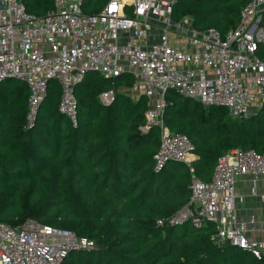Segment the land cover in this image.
<instances>
[{
    "label": "trees",
    "instance_id": "trees-1",
    "mask_svg": "<svg viewBox=\"0 0 264 264\" xmlns=\"http://www.w3.org/2000/svg\"><path fill=\"white\" fill-rule=\"evenodd\" d=\"M110 0H84L82 11L95 15ZM54 0H24L26 12L43 17ZM247 0H178L175 23L190 18L197 32L236 27ZM264 22V13L262 14ZM257 55L264 60V50ZM133 77L104 78L86 72L74 87L77 124L59 111L60 85L48 81L47 95L28 127L27 85L0 82V221L11 226L27 219L73 230L92 239L94 248L70 251L61 264H264L251 251L211 240L213 223L190 220L158 225L189 202L187 164L169 160L154 169L159 146L156 126L143 131L148 100L119 91ZM113 90L109 105L99 96ZM163 113L172 133L194 146L191 165L209 181L219 157L233 149L264 152V106L246 117L224 107L168 91Z\"/></svg>",
    "mask_w": 264,
    "mask_h": 264
},
{
    "label": "built area",
    "instance_id": "built-area-1",
    "mask_svg": "<svg viewBox=\"0 0 264 264\" xmlns=\"http://www.w3.org/2000/svg\"><path fill=\"white\" fill-rule=\"evenodd\" d=\"M84 0H54L43 17L26 12L24 0H0V82L16 79L29 90L28 127L47 95L48 81L60 85L59 111L77 124L75 85L88 71L104 78L133 77L132 89L148 100L146 131L159 129L154 169L169 160L188 165L189 202L158 225L190 220L195 227L213 223L211 240L251 251L264 261V240L247 234V223L236 213V178L252 177V191L264 175V152L233 149L219 157L209 181L191 165L194 146L165 125V95L174 91L204 107H224L232 117H246L264 106V0H247L235 28L224 35L213 28L183 32L174 23L178 0H110L101 12L86 15ZM157 39L148 42L150 31ZM186 40L190 49L173 45L170 34ZM114 91L99 96L109 105ZM92 239L34 219L11 226L0 221V264H61L72 250L94 248Z\"/></svg>",
    "mask_w": 264,
    "mask_h": 264
},
{
    "label": "crops",
    "instance_id": "crops-1",
    "mask_svg": "<svg viewBox=\"0 0 264 264\" xmlns=\"http://www.w3.org/2000/svg\"><path fill=\"white\" fill-rule=\"evenodd\" d=\"M185 19H183L179 23H183ZM191 30L195 31L191 26V21L189 18L188 23L184 24L183 26V32L185 33V35H188ZM147 39L149 43L156 41V30L152 29ZM170 41L173 45H181L186 49H190L184 37L180 39L171 33ZM119 91H123L122 93L130 95L135 99L140 96L132 88H128L125 86H121L119 88ZM196 157V154H194L193 159H195ZM236 192V213L241 221L247 223V234L251 238L264 240V175H262L257 180L254 192L252 191V177L250 175H241L237 177Z\"/></svg>",
    "mask_w": 264,
    "mask_h": 264
},
{
    "label": "rangeland",
    "instance_id": "rangeland-1",
    "mask_svg": "<svg viewBox=\"0 0 264 264\" xmlns=\"http://www.w3.org/2000/svg\"><path fill=\"white\" fill-rule=\"evenodd\" d=\"M121 92V91H120ZM123 92V91H122Z\"/></svg>",
    "mask_w": 264,
    "mask_h": 264
}]
</instances>
